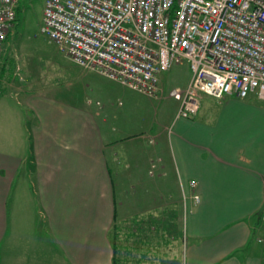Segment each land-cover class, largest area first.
<instances>
[{"label": "crops", "instance_id": "crops-1", "mask_svg": "<svg viewBox=\"0 0 264 264\" xmlns=\"http://www.w3.org/2000/svg\"><path fill=\"white\" fill-rule=\"evenodd\" d=\"M93 73L70 99L0 81L29 116L15 144L0 134V264H264V103L204 96L174 133L134 119L122 135L124 100Z\"/></svg>", "mask_w": 264, "mask_h": 264}, {"label": "built area", "instance_id": "built-area-1", "mask_svg": "<svg viewBox=\"0 0 264 264\" xmlns=\"http://www.w3.org/2000/svg\"><path fill=\"white\" fill-rule=\"evenodd\" d=\"M20 1L0 0V50ZM42 33L85 70L144 95L186 63L191 80L172 93L174 121L192 119L204 96L264 103V0H46Z\"/></svg>", "mask_w": 264, "mask_h": 264}, {"label": "rangeland", "instance_id": "rangeland-1", "mask_svg": "<svg viewBox=\"0 0 264 264\" xmlns=\"http://www.w3.org/2000/svg\"><path fill=\"white\" fill-rule=\"evenodd\" d=\"M45 3L46 0L20 1L19 19L8 43L0 50V81L2 82V86L5 87L4 91L11 88L16 89L17 85H20V87H31L33 90H37V88L45 89V91L56 88L59 92L57 93L58 97L70 99V93L68 94L67 91H64V88L69 85H76L78 82L80 83L81 80L77 77L88 70H85L68 58L59 49V46L50 40L48 35L42 33V17ZM169 71L167 74L161 76L159 88L153 95L134 92L114 81H108L109 79L106 77L101 79L103 83L105 82V86H112L113 93L120 95L121 99L124 100V106L121 105L119 107L117 104L120 110L108 109L110 116L114 117L112 120H116V125L121 127L122 135L131 134L137 131V128L140 129V127H136L139 123L143 125L144 122L152 123L162 119L167 123V133L171 134L176 132L178 128L176 125L180 124L181 121H191V119L174 121L180 103L172 95L174 90H180V95L187 90L191 80L188 65L186 63L175 65ZM88 73L93 74V78L90 77L91 79L97 80L93 71H88ZM14 89L12 90L16 91ZM75 92L81 93L77 88ZM92 96L95 97L94 94ZM253 96L256 98L255 95ZM1 100L7 102H0L1 106L6 104L0 113V117L4 119L2 124L0 120V134L2 129H4L2 133H5L8 137L9 145L12 142L15 144L18 128L14 120L20 119V125L23 123L26 127L29 116L26 114L25 106L21 105L23 102L22 97L19 99L0 97ZM254 100H257V98ZM115 108H117L116 105ZM139 116L140 118L138 119ZM134 119H137L135 122L139 123L133 128L134 131L131 132L132 129L128 128L132 127ZM262 122L264 123V118H262ZM26 146L28 144L25 142ZM20 195L18 193V196ZM15 206L16 208L19 207V205ZM261 226L264 227V219ZM174 246L170 247L168 245V251L171 252ZM177 258L181 259V254ZM150 261V253L144 255L143 253H139V255L133 256L132 264H136V262L137 264H149ZM154 262L155 264H174L176 257L174 258L170 254H167L166 258L160 261L159 257L155 256L151 263Z\"/></svg>", "mask_w": 264, "mask_h": 264}, {"label": "trees", "instance_id": "trees-1", "mask_svg": "<svg viewBox=\"0 0 264 264\" xmlns=\"http://www.w3.org/2000/svg\"><path fill=\"white\" fill-rule=\"evenodd\" d=\"M19 15H20V7H18V9H17V20H16V22H17L18 19H19Z\"/></svg>", "mask_w": 264, "mask_h": 264}, {"label": "water", "instance_id": "water-1", "mask_svg": "<svg viewBox=\"0 0 264 264\" xmlns=\"http://www.w3.org/2000/svg\"><path fill=\"white\" fill-rule=\"evenodd\" d=\"M260 213H261V214H264V203H263V206H262L261 209H260Z\"/></svg>", "mask_w": 264, "mask_h": 264}]
</instances>
